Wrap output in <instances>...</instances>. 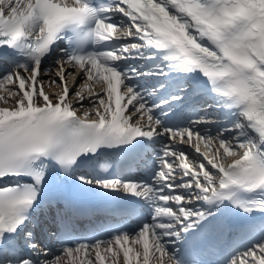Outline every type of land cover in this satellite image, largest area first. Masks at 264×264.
<instances>
[{
    "label": "snow or ice",
    "instance_id": "snow-or-ice-1",
    "mask_svg": "<svg viewBox=\"0 0 264 264\" xmlns=\"http://www.w3.org/2000/svg\"><path fill=\"white\" fill-rule=\"evenodd\" d=\"M0 264H264V0H0Z\"/></svg>",
    "mask_w": 264,
    "mask_h": 264
},
{
    "label": "bare ground",
    "instance_id": "bare-ground-1",
    "mask_svg": "<svg viewBox=\"0 0 264 264\" xmlns=\"http://www.w3.org/2000/svg\"><path fill=\"white\" fill-rule=\"evenodd\" d=\"M69 80H71V77H69ZM46 90H48V91H54V90L58 91V89H54V88L53 89H46Z\"/></svg>",
    "mask_w": 264,
    "mask_h": 264
}]
</instances>
